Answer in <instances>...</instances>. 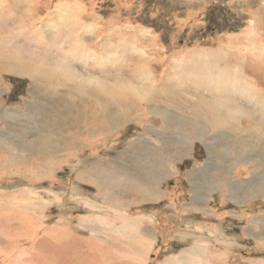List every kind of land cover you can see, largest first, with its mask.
<instances>
[{
	"label": "rangeland",
	"instance_id": "rangeland-1",
	"mask_svg": "<svg viewBox=\"0 0 264 264\" xmlns=\"http://www.w3.org/2000/svg\"><path fill=\"white\" fill-rule=\"evenodd\" d=\"M263 64L264 0H0V230L96 264H264Z\"/></svg>",
	"mask_w": 264,
	"mask_h": 264
},
{
	"label": "bare ground",
	"instance_id": "bare-ground-1",
	"mask_svg": "<svg viewBox=\"0 0 264 264\" xmlns=\"http://www.w3.org/2000/svg\"><path fill=\"white\" fill-rule=\"evenodd\" d=\"M11 13V12H10ZM5 36V35H4ZM6 37V36H5ZM10 39V38H9ZM45 39V38H44ZM55 45V44H54ZM13 49L15 48V46H13L12 47ZM8 49V48H7ZM10 49V48H9ZM17 50H19V49H17ZM2 51V50H1ZM6 53V55H5V59H7L8 61H10L11 62V64L12 63H17L18 62V59H22V55L23 54H25V53H19V55H16V53L14 54L13 52H5ZM15 55H16V57H15ZM38 55V54H37ZM83 55H85V53H83ZM204 55V54H203ZM4 56V55H3ZM86 56H87V54H86ZM84 57V56H83ZM103 56L101 55V58H102ZM104 57H106V56H104ZM118 57V56H117ZM4 58V57H3ZM24 59H29V57L27 56L26 58H24ZM33 59L35 60V57L34 58H32V59H29V60H27V62L30 64V66H32V67H34L35 66V63H36V67H37V69L38 70H40V71H42L43 69L45 70L46 68L48 69L49 68V64L50 63H48V62H45L46 61V59L44 58V57H42L41 55H39V57H37L36 58V60H35V62L33 61ZM110 59V58H109ZM204 59V58H203ZM17 60V61H16ZM107 60V59H106ZM197 60V59H196ZM37 61V62H36ZM186 61V60H185ZM190 61V60H189ZM193 61V60H192ZM191 61V62H192ZM199 61V60H198ZM134 62V61H133ZM206 62V61H205ZM204 62V63H205ZM54 63V62H53ZM252 63V62H251ZM17 64H19V63H17ZM28 64V65H29ZM190 64V63H189ZM195 64V63H194ZM196 64H197V62H196ZM257 64V63H256ZM13 65H15V64H13ZM54 65V64H53ZM55 65H56V62H55ZM193 65V64H192ZM254 66V65H253ZM262 66H264V64L263 65H261V67ZM28 67V66H27ZM204 67V66H203ZM249 67H251V66H249ZM259 67V66H258ZM20 68H21V66H20ZM58 68H60V66L58 65ZM262 68H264V67H262ZM184 69V68H183ZM254 69V68H253ZM257 69V68H256ZM33 70V69H32ZM61 70V69H60ZM258 70V69H257ZM261 70V69H260ZM24 71V70H23ZM251 71V70H250ZM263 71V70H262ZM62 72H63V70H62ZM198 72H200V71H198ZM203 72V71H202ZM201 72V73H202ZM35 73V72H34ZM207 73H209V72H207ZM237 73V72H236ZM255 73V72H254ZM73 74V73H72ZM197 74V73H196ZM259 74H260V72H259ZM200 75V74H199ZM207 75H210V74H207ZM213 75V74H212ZM32 76V75H31ZM65 77V76H64ZM215 77H217V76H215ZM214 77V78H215ZM71 78V77H70ZM210 78V77H209ZM219 78H222V77H219ZM218 78V79H219ZM228 78V77H227ZM218 79H216L217 80V84H218ZM207 80H209V79H207ZM227 80V79H226ZM256 80H257V78H256ZM211 81V80H210ZM215 81V80H214ZM224 81V80H223ZM97 82V81H96ZM216 82V81H215ZM117 83V82H116ZM158 83V82H157ZM164 83V82H163ZM209 83V82H208ZM214 83V82H213ZM223 83H225V82H223ZM117 84H119V83H117ZM120 84H125V86L128 88V89H133L132 87H130V84L128 83L127 84V82H121L120 81ZM165 84V83H164ZM210 84H211V82H210ZM228 84V83H227ZM106 85V84H105ZM104 85V86H105ZM109 85V84H108ZM159 85V84H158ZM215 85V84H214ZM219 85V84H218ZM224 85V84H223ZM236 86V85H239V82H238V84H237V82H235V81H233V83H232V86ZM53 86V85H52ZM116 86V85H115ZM156 86V85H155ZM212 86V85H211ZM231 86V87H232ZM233 86V87H234ZM122 88H124V89H127V88H125V87H123V86H121ZM117 88H119V87H117ZM121 88V89H122ZM151 88V87H150ZM164 88L165 87H163V90H164ZM169 88V87H168ZM222 87H220V89H221ZM149 89V88H148ZM151 89H153V88H151ZM150 89V90H151ZM219 89V90H220ZM57 93L59 92L56 88L54 89ZM134 90V89H133ZM172 90V89H171ZM217 90V89H216ZM118 91V90H117ZM153 91H155V90H153ZM158 91V90H157ZM156 91V92H157ZM165 91V90H164ZM221 91V90H220ZM246 91V90H245ZM119 92V91H118ZM134 92H135V90H134ZM152 92V91H151ZM162 92V91H161ZM167 92V91H166ZM106 93H107V91H106ZM121 93V92H120ZM160 93V91H158V94ZM243 93V92H242ZM101 94V93H100ZM130 94V96H131V93H129ZM135 94V93H134ZM165 94V93H164ZM199 94H201L202 95V93H199ZM198 94V95H199ZM91 95V94H90ZM106 95V94H105ZM108 95H109V93H108ZM123 95H125V94H123ZM137 95V94H136ZM155 95H156V93H155ZM162 95V94H161ZM160 95V96H161ZM122 96V95H121ZM126 96V95H125ZM129 96V97H130ZM147 96H149L148 94H147ZM151 96V95H150ZM149 96V97H150ZM152 96H154V95H152ZM109 97H111V96H109ZM108 97V98H109ZM132 97V96H131ZM173 97V96H172ZM203 97V96H202ZM254 97V96H253ZM118 98H119V95H118ZM207 98V97H206ZM209 98V97H208ZM207 98V99H208ZM258 98V97H257ZM150 99V98H149ZM163 99H165V98H163ZM162 99V100H163ZM197 99L198 100H193L194 101V103H196V104H198V103H202L203 102V104H204V101H207V99H205L204 97L203 98H198L197 97ZM212 99V98H211ZM254 99V98H253ZM107 100V99H106ZM114 100V99H113ZM112 100V101H113ZM118 100V99H117ZM120 100V99H119ZM132 100V99H131ZM136 100V99H135ZM187 100V99H186ZM188 100H190V99H188ZM187 100V101H188ZM108 102H111L112 103V101H111V98H110V101L109 100H107ZM122 101V100H121ZM125 101V100H124ZM128 101V102H127ZM133 101V100H132ZM148 101V100H147ZM163 101H165V100H163ZM216 101V100H215ZM107 102V103H108ZM115 102V101H114ZM166 102V101H165ZM212 102H214V99L212 100ZM211 102V103H212ZM35 103V102H34ZM34 103H33V105H34ZM126 103H130L129 102V100L127 99L126 100ZM149 103V102H148ZM158 103V102H157ZM193 103V104H194ZM216 104H218V105H216L217 107H219V109L220 108H222L223 106H226L225 105V103L224 102H222V101H219V102H215ZM256 103H257V101H256ZM36 104V103H35ZM64 104V103H63ZM125 104V103H124ZM127 104V105H128ZM132 104H134V103H132ZM111 105V104H110ZM136 104H134L132 107H134ZM139 105V104H138ZM154 105V104H153ZM122 106V105H121ZM125 106V105H124ZM144 106V105H143ZM193 106V105H192ZM198 106V105H197ZM196 106V107H197ZM56 107V106H55ZM67 107V106H66ZM65 107H62V109H64ZM69 108V107H68ZM89 108V107H88ZM87 108V109H88ZM108 108V107H107ZM161 108V107H160ZM235 107H233V109H232V107L230 106V107H228L227 109L229 110V114H230V116H231V114H232V111L234 112V113H236L235 112V109H234ZM71 109V108H70ZM103 109V108H102ZM123 109V108H122ZM134 109V108H133ZM67 110V109H66ZM107 110V109H106ZM119 110V109H118ZM198 110V109H197ZM70 111V110H69ZM108 111V110H107ZM194 111V110H193ZM225 111V110H224ZM224 111H223V113H224ZM236 111H238V110H236ZM74 112V111H73ZM87 112V111H86ZM93 112H95V111H93ZM121 112V111H120ZM243 112V111H242ZM98 112H96L95 113V115L97 116L98 114H97ZM101 113V112H100ZM106 113H108V112H106ZM105 112H102V114H103V116H105V114H106ZM138 113V112H137ZM198 113V112H197ZM208 113V112H207ZM238 113V112H237ZM236 113V114H237ZM76 114V113H75ZM75 114H73V117H75L76 115ZM126 114V113H125ZM124 114V116H123V118H122V120L123 119H126L127 118V115H125ZM160 114V113H159ZM75 115V116H74ZM93 115V114H92ZM205 115V114H204ZM204 115H202V116H204ZM225 115V114H224ZM57 116H60V118L62 119V120H64V118H63V116H62V114H60V113H58L57 114ZM126 116V117H125ZM140 116V115H139ZM196 116H198L197 114H196ZM94 117V116H93ZM106 117V116H105ZM104 117V118H105ZM192 117V116H191ZM190 117V118H191ZM193 117H195V116H193ZM227 117V116H226ZM85 118V117H84ZM189 118V119H190ZM215 118V117H214ZM253 118V117H252ZM79 119V118H78ZM201 119V118H200ZM199 119V120H200ZM235 119V118H234ZM96 120V119H95ZM105 120V119H104ZM117 120H120V119H118V117L116 116V115H112L111 117H110V122H113V123H116L117 124ZM206 120V119H205ZM232 120V119H231ZM259 120H261V118L259 119ZM75 121H76V119H75ZM166 121V120H165ZM201 121V120H200ZM234 122H235V120H233ZM95 122V121H94ZM93 122V123H94ZM106 122V121H105ZM218 122V121H217ZM70 123V122H69ZM262 124H263V121H262ZM192 125H193V123H192ZM234 125H236V123L234 124ZM239 125V124H238ZM260 126H261V123L259 124ZM108 126V125H107ZM116 126V125H115ZM213 126H215V127H225V128H227V129H231L232 131L233 130H236L235 128H228L227 127V125H225V124H222V125H218L217 123H216V121H215V123H213ZM212 126V127H213ZM233 127V126H232ZM96 128H98L97 126H96ZM193 129V128H192ZM219 129V128H218ZM246 129H248V128H246ZM251 129V128H250ZM255 129H257V127L255 128ZM262 129V128H261ZM239 129H237V131H238ZM260 130V129H259ZM216 131V130H215ZM218 131V130H217ZM232 131H229L231 134H234ZM261 131V130H260ZM236 132V131H235ZM173 133V132H172ZM238 133V132H237ZM256 133V132H255ZM262 133V132H261ZM261 133H260V135H261ZM170 134V133H169ZM183 134V133H182ZM201 134V133H200ZM242 134V133H241ZM240 134V135H241ZM253 134V133H252ZM184 135V134H183ZM50 137V136H49ZM249 137V136H248ZM59 138V137H58ZM54 144H55V142H54ZM52 145V143L51 144H45V146H46V152L47 153H50L51 152V148L52 147H50ZM242 146H244L243 144H241ZM71 147V146H70ZM146 147V146H145ZM180 147V146H179ZM182 149H184V150H186L187 148H184V147H182ZM162 151V150H161ZM183 153V152H182ZM44 156V155H43ZM48 158V157H47ZM50 158V157H49ZM48 160V159H47ZM46 160V161H47ZM34 163V162H33ZM53 164V163H52ZM104 165V164H103ZM35 167V166H34ZM54 169V168H53ZM106 169L107 168H105V171H106ZM94 170V169H93ZM40 171V170H39ZM103 171H104V169H103ZM104 171V172H105ZM107 172H108V170H107ZM116 172V171H115ZM48 173V172H47ZM115 174V173H114ZM124 174V173H123ZM91 175V174H90ZM92 175H95L94 173L92 174ZM98 176V175H97ZM101 176V175H100ZM92 177V176H91ZM41 178H43V177H41ZM260 179V178H259ZM262 179V178H261ZM98 180V179H97ZM224 181V180H223ZM262 181H263V179L261 180V183H262ZM103 182V181H102ZM120 182V181H119ZM137 182V181H136ZM95 183V182H94ZM97 185H99V184H97ZM101 186H103V185H101ZM99 187V186H98ZM256 187H258V185L256 186ZM51 189V188H50ZM142 190H145V189H147V184L146 185H143V187L141 188ZM234 189V188H233ZM138 190V189H137ZM59 194V193H58ZM153 194V193H152ZM57 195V194H56ZM61 195V194H60ZM82 197V200H84L85 202L84 203H88L87 201H89L88 199H86V195H81ZM64 197V196H63ZM105 198V197H104ZM66 199V198H65ZM65 202V201H64ZM63 203V202H62ZM81 203V202H80ZM97 204V203H96ZM89 205V204H88ZM99 205V204H98ZM62 206H64V203H63V205ZM84 206H85V204H84ZM96 208V207H95ZM65 209V208H64ZM100 209H102V207H100ZM100 211V210H99ZM90 215V214H89ZM23 218V217H22ZM59 218V217H58ZM17 219H19V218H17ZM132 220V219H131ZM132 222H134V221H132ZM33 226L34 225V223H33V221H30L28 224L27 223H17V222H14L13 223V226L12 225H10V224H3V226H5V228L4 229H1L0 230V232L2 231L4 234H0V240H2L1 238H2V236H3V238H6L7 239V242H9V241H11V239L13 238V239H15V241L17 242V241H19L18 242V249H20L19 251L23 254V252L21 251V248H23V249H27V247H20L19 246V243H21V241H24V244H26V243H29L30 241H31V239H32V236L35 234L34 232L35 231H37L38 229H39V227H38V229H34V226H33V228H32V230L34 231H31L30 230V226ZM136 225V224H135ZM141 225V224H140ZM0 226H1V218H0ZM46 227V226H45ZM59 227V226H58ZM55 229H54V231H57V232H61V229L58 231L57 229H56V227H54ZM27 231H26V230ZM51 230L53 229V228H50ZM66 229H68V228H66ZM138 229V228H137ZM21 230V232H22V234H23V238H21V239H19V237L18 236H21V235H18L17 233L19 232ZM65 230V229H64ZM16 231H18V232H16ZM15 232V233H14ZM20 232V233H21ZM66 232V231H65ZM25 233H30L31 235H27V234H25ZM48 232L46 231V229L45 228H41L40 230H38V233H36V240H35V242L34 243H36V249L38 250V252L39 253H41V254H39V255H36V256H34L32 253L30 254V256L28 257V258H23L22 257V261H23V263H25V264H30V263H32V264H51V261L54 263V264H61V263H67V262H69V261H71V260H80V261H83L85 264L87 263V264H92V263H94V264H96V257H95V255L93 256L92 255V253H91V251L89 252V247L88 248H86L85 250L83 249V251L82 252H79V251H77L76 250V247L75 246H70V249L69 250H66V249H63L62 247H60V246H57V245H55V244H57V243H53V242H51L50 240H49V238H48V234H47ZM69 233V232H68ZM72 234V233H71ZM44 235H46V236H44ZM59 235H60V233H59ZM66 236V235H65ZM56 237H58V236H56ZM47 238V239H46ZM225 238H227V237H225ZM79 239V238H78ZM216 239V238H215ZM59 240H61V239H59ZM74 243H72L73 245H77V240L76 239H74ZM81 242H83V240L81 239ZM235 242V241H234ZM81 244V243H80ZM84 244V243H83ZM71 245V244H70ZM192 246V245H191ZM91 247V246H90ZM84 248V247H83ZM202 249H203V247H202ZM81 250V249H80ZM96 251H98V250H96ZM27 252V251H26ZM101 252V251H100ZM99 252V253H100ZM94 253V252H93ZM97 253V252H96ZM105 254H107L106 252H104ZM28 254V255H29ZM189 254V253H188ZM27 256V255H26ZM195 256V255H194ZM107 257V256H106ZM105 257V258H106ZM175 257V256H174ZM192 257V256H191ZM197 257V256H196ZM98 258H100V259H102V257L99 255L98 256ZM24 259V260H23ZM191 259V258H190ZM189 259V260H190ZM195 259V258H194ZM196 259H198V258H196ZM195 259V260H196ZM19 260V259H18ZM109 260H110V258H109ZM106 261H107V259H106ZM178 261V260H177ZM193 261V260H192ZM196 263V262H195Z\"/></svg>",
	"mask_w": 264,
	"mask_h": 264
}]
</instances>
